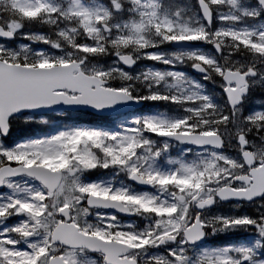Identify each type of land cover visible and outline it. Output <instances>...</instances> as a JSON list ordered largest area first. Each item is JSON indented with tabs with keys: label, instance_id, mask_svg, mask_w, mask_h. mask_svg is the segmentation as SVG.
Instances as JSON below:
<instances>
[{
	"label": "snow or ice",
	"instance_id": "6c2138e0",
	"mask_svg": "<svg viewBox=\"0 0 264 264\" xmlns=\"http://www.w3.org/2000/svg\"><path fill=\"white\" fill-rule=\"evenodd\" d=\"M0 264H264V0H0Z\"/></svg>",
	"mask_w": 264,
	"mask_h": 264
},
{
	"label": "rangeland",
	"instance_id": "374dc122",
	"mask_svg": "<svg viewBox=\"0 0 264 264\" xmlns=\"http://www.w3.org/2000/svg\"><path fill=\"white\" fill-rule=\"evenodd\" d=\"M194 6V5H193ZM257 100H259V97L257 98Z\"/></svg>",
	"mask_w": 264,
	"mask_h": 264
}]
</instances>
